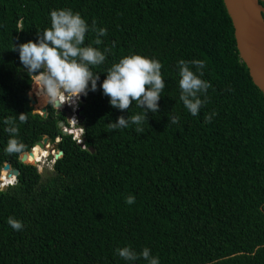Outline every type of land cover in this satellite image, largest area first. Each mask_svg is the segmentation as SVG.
<instances>
[{
  "label": "trees",
  "instance_id": "obj_1",
  "mask_svg": "<svg viewBox=\"0 0 264 264\" xmlns=\"http://www.w3.org/2000/svg\"><path fill=\"white\" fill-rule=\"evenodd\" d=\"M68 8L89 28L95 21L107 29L93 46L110 49L92 68L97 91L79 103L83 148L61 133L52 112H32L31 79L13 51L37 42L52 10ZM96 38L89 31L85 44ZM133 54L158 60L165 82L159 111L147 114L142 133L131 123L109 129L142 109L134 102L113 108L100 88L107 69ZM181 59L206 61L210 101L197 116L179 99ZM22 113L27 123L19 122ZM9 116L26 152L43 136L59 137L61 155L43 177L27 163L45 158L48 145L26 163L5 152ZM4 163L18 173L0 189V264H147L119 257L116 249L125 246L149 248L160 264H264V96L238 57L222 0H0V169ZM9 217L24 229L13 230Z\"/></svg>",
  "mask_w": 264,
  "mask_h": 264
},
{
  "label": "clouds",
  "instance_id": "obj_2",
  "mask_svg": "<svg viewBox=\"0 0 264 264\" xmlns=\"http://www.w3.org/2000/svg\"><path fill=\"white\" fill-rule=\"evenodd\" d=\"M50 19L51 27L37 32V42L30 40L13 45V51L19 52L20 62L32 80V91L46 105L60 110L65 104L70 106L76 104L80 97L87 96L89 91H97L100 76L94 73L92 68L106 61L110 49L106 47L101 51L99 47L93 46L103 43L100 37L106 35L107 29H96L95 21L89 28L79 12L74 13L70 8L52 10ZM89 31H95L97 38L86 45V33ZM112 47H115V43ZM205 68L204 60L178 61L179 99L192 116H197L200 109L210 101L207 93L212 85L202 78ZM161 69L162 64L158 60L138 54L125 56L107 69L106 79L100 88L103 94L110 98L111 107L124 111L134 102L142 109L128 120L121 116L115 123H109V129L127 128L131 123L138 125L136 128L138 133L144 131L139 125L147 121V114L159 111L158 101L165 88ZM29 95L31 96L32 93L30 92ZM216 115L217 113L213 111L205 116V121L211 122ZM179 119L178 115L171 116V124H177ZM18 120L20 123H27L28 115L22 113ZM3 123L6 125L4 131L9 135L5 152L9 155H26V145L18 138L20 129L17 118L9 116ZM71 129L72 132L65 135H70L72 140L82 137L78 118ZM14 181L15 177H12L11 181L4 185L0 183V189L13 184ZM134 202L135 197L129 195L126 203L131 205ZM7 223L15 231L24 229L23 222L15 217H9ZM116 252L125 261L143 259L147 264H160L159 257L152 256L151 250L147 247L139 253L131 246L117 248Z\"/></svg>",
  "mask_w": 264,
  "mask_h": 264
},
{
  "label": "water",
  "instance_id": "obj_3",
  "mask_svg": "<svg viewBox=\"0 0 264 264\" xmlns=\"http://www.w3.org/2000/svg\"><path fill=\"white\" fill-rule=\"evenodd\" d=\"M222 3L232 25L238 57L246 66L252 83L264 96V0H222ZM28 99L30 104L34 103L33 99ZM82 99L81 96L80 101ZM78 111L79 108L76 114ZM61 133L65 134L64 131ZM80 140L77 145L83 148L82 137ZM45 142L46 137H43L41 141H35L34 145L45 148ZM52 147L55 149L57 145L52 144ZM88 151L92 152V148L88 147ZM60 155L61 151H57L53 158L57 159ZM25 157L20 156L19 161L24 163ZM0 170H6L7 175L13 177L18 173L17 169L10 168L7 163Z\"/></svg>",
  "mask_w": 264,
  "mask_h": 264
},
{
  "label": "flooded vegetation",
  "instance_id": "obj_4",
  "mask_svg": "<svg viewBox=\"0 0 264 264\" xmlns=\"http://www.w3.org/2000/svg\"><path fill=\"white\" fill-rule=\"evenodd\" d=\"M79 103L80 102H78V108H79ZM49 111L52 112V116L54 118H56V120H57V122H56L57 127L60 128L61 126H66L68 128H72V125H70V118H71V109H70V106H68L67 104H65V105H63L60 108V110H57V109H53L49 105H46V106L44 105L42 107L43 117L46 116V114H48ZM76 117L78 118V114H76ZM59 123H60V125H58ZM64 132H66V131H64ZM46 139L47 140L45 142V145L48 144V149H47V151H48V155H47L48 156V159H50V158L54 159L53 158V151L54 150H57V147L53 150L52 144H56L57 145V143H54L53 141H49V139L47 137H46Z\"/></svg>",
  "mask_w": 264,
  "mask_h": 264
},
{
  "label": "built area",
  "instance_id": "obj_5",
  "mask_svg": "<svg viewBox=\"0 0 264 264\" xmlns=\"http://www.w3.org/2000/svg\"><path fill=\"white\" fill-rule=\"evenodd\" d=\"M29 90L32 91V80H31V83H30V89H29ZM33 95H34V96H33ZM31 97H32V98H31ZM29 98L34 100V103H33V104H30V106H31V105L34 106L35 101H36V94H35L33 91H32V95L29 96ZM78 102H80V100H79ZM78 102H77L76 104H74V105H71V106L67 104L68 106H70V109H71L70 125L74 124L75 121H77L76 111H77V109H78ZM44 105L46 106V104H44ZM32 112H33V113H36V114H38V115H40V116H43L42 108H40V110H35V111H33V109H32ZM60 130H61V131H63V130L66 131L65 134H69V133L72 132V129H71V128H67L66 126H61V127H60ZM43 137H46V136H43ZM43 137H42V138H43ZM42 138H41V139H42ZM41 139H40V141H41ZM46 140H47V139H46ZM58 140H59V137H55V138L53 139V142H54V143H57ZM80 141H81L80 138H75V139H74V142H75L76 144H78ZM54 151H57V150H54ZM19 157H20V156H19ZM53 162H54V159H51V160H50V166L52 165Z\"/></svg>",
  "mask_w": 264,
  "mask_h": 264
},
{
  "label": "rangeland",
  "instance_id": "obj_6",
  "mask_svg": "<svg viewBox=\"0 0 264 264\" xmlns=\"http://www.w3.org/2000/svg\"><path fill=\"white\" fill-rule=\"evenodd\" d=\"M32 93V91H28L27 92V97L30 96L29 93ZM34 96V95H33ZM29 98V97H28ZM37 99V98H36ZM38 103V102H37ZM29 105H30V102H29ZM37 104H35L34 106L31 105L33 111L35 110H40L39 107H36ZM68 128V127H67ZM49 142V141H48ZM54 150V149H53ZM51 152V151H50ZM57 151H53V154L56 153ZM52 158L48 159V156H46L45 158H43L40 162H37V163H27V164H31L33 166H35L36 168V171L43 177L47 172H49L50 170V160ZM26 163V162H24ZM44 166V167H42Z\"/></svg>",
  "mask_w": 264,
  "mask_h": 264
},
{
  "label": "bare ground",
  "instance_id": "obj_7",
  "mask_svg": "<svg viewBox=\"0 0 264 264\" xmlns=\"http://www.w3.org/2000/svg\"><path fill=\"white\" fill-rule=\"evenodd\" d=\"M32 98V97H31ZM35 104H37V99H36V101H35ZM34 104V105H35ZM47 145L48 144H46L45 145V148H40L39 146H37V145H35L31 150H30V153H28V155H30V157H31V159H35V157H36V155H37V153H38V151H44L45 149H47ZM35 150V151H34ZM45 151H47V150H45ZM47 154H48V151H47ZM26 156H27V154H26ZM24 161H26V157H25V160ZM2 175H7V171L6 170H3V172H1L0 173V176H2ZM9 176H11V175H9Z\"/></svg>",
  "mask_w": 264,
  "mask_h": 264
}]
</instances>
